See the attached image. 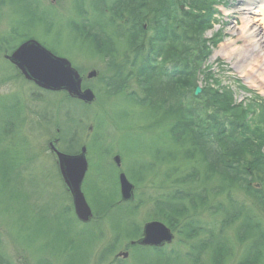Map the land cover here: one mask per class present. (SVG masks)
<instances>
[{
	"label": "rangeland",
	"instance_id": "374dc122",
	"mask_svg": "<svg viewBox=\"0 0 264 264\" xmlns=\"http://www.w3.org/2000/svg\"><path fill=\"white\" fill-rule=\"evenodd\" d=\"M74 1L24 0L28 11L38 9L53 23L47 35L44 31L47 28L46 21L25 20L22 16L19 17L17 7L16 9L11 4L0 0V42L12 30V25L15 26L14 29L19 36L18 40L11 41L9 44L4 42V46L0 44V120L6 118L7 114L3 107L11 112H14L13 108H17L20 114V119L17 120L19 124L15 125L11 121L12 123L7 125V131H5L8 140H3L2 147V150L19 152L17 153L19 160H13L18 174L17 179L15 175L7 173V169H5V173L9 174L7 177L0 174V264H157L155 255L151 256L149 252L130 249L128 245L132 240L120 239L121 229L117 234L111 231L112 224L104 218L106 208L95 193L96 187L100 186L106 198L111 199L112 195H115L113 187L115 184L117 186L116 179L119 171L132 180L136 176L135 170H146L148 167L143 163L148 162L149 159L143 154H148V148H154L158 159L161 152H169L168 130L173 127V120L163 123L150 121L152 117L142 116L138 111V109L141 110L139 105L138 108L132 107L126 104L125 100L108 96L103 83L110 78L114 69L119 68L118 65L123 60L121 51H125V44L118 43L117 40L114 60L89 53L86 45L80 46L71 35L67 24L75 18V15L69 12L74 11ZM80 1L83 8L88 11L91 6L89 0ZM177 1L182 7L183 0ZM192 1L196 6L198 3L209 6L207 0ZM222 1L228 8L239 4L237 0H212L211 7L209 6V9L214 12L212 19L208 21V26L203 27L204 30L200 34L191 37L196 39L195 42L198 45L197 50V46H190L191 53H197L199 49H202V43L207 47L210 41L212 43L215 41L217 45L212 48L214 50L208 55V60L203 65L197 66L194 73L190 71L188 78L180 77L178 80L183 115L187 119H192L194 123H201L204 120L203 122L207 124L208 118L218 119L224 116L227 120L233 117L234 120L243 123V127H247L250 132H261L263 126L257 117L261 110L264 115V82L256 76V72L263 69L258 67L262 58L254 52L244 59L249 68L246 67L250 80L246 79L242 83L236 65L220 57L219 54L216 56L221 47L227 50L238 47L246 51L249 48L246 39H239L240 34L237 28L241 27V16L234 12L224 13L226 6L219 4ZM255 2L252 8L257 7L256 9L259 10L262 5L264 16V0H255ZM177 8L176 12L175 3V10L170 12L171 21L169 20L166 26L169 30L178 29L182 14L190 10L188 7H184V11L179 6ZM51 17L54 19L52 20ZM143 28L145 36L140 37L142 40L140 42L145 46V43L154 35V28L148 18L147 26ZM22 35L35 37L51 52L59 56H67L71 64L73 62L83 74L86 75L88 72L97 74L95 79L87 81L89 88L96 96L95 102L89 108L90 114L84 107L66 101L67 96L64 93L38 92L32 84L22 79L21 72H18L20 70L17 71L4 59L9 48L21 40ZM168 50L169 48L163 46L156 61L154 60L157 69L185 65L186 60H177ZM238 60L241 62V59ZM126 61L130 62L129 59H125L124 63ZM216 66L220 68L219 71L215 69ZM245 76L248 77L246 74ZM239 80L243 89L238 88ZM136 84V81L130 79L123 94L133 91L142 98L143 89ZM196 89L199 91L198 94H194ZM247 91L250 96L245 93ZM211 95H214V98ZM244 96L249 102H241ZM2 100L5 105H2ZM120 107L123 108V115L119 111ZM95 118L97 125L94 122ZM67 119L75 122L78 120V123L77 125L69 124V122L64 124ZM6 122L10 121H5L4 127ZM148 125L152 128L150 130H155L147 131ZM163 127H165L164 130ZM0 129L3 130V127L0 126ZM160 130L163 132L159 133ZM62 132L65 133L63 137ZM54 141L58 148L74 154L78 152L80 146H86L88 167L81 189L94 213V219L87 227H80L81 225L74 218L70 197L58 174L56 159L49 150V143ZM116 155L121 158L120 169H116L112 162V158ZM174 170L176 171L171 177L165 172L167 171L165 167L161 169L159 166V169L154 172V178H147L142 182L138 179L135 184L134 200L126 205L128 208L133 207L136 211L132 217V227L129 225L132 230L141 229L147 222L158 220L163 222L161 217L156 215V209L161 208L163 199L174 192L176 184L180 181L179 177H182L178 169ZM166 179L169 180L168 186H163ZM253 183L256 186L254 189L262 188L259 181L254 180ZM179 185L181 184L177 186ZM220 186L215 178L209 180L208 184L205 183L202 190H206L207 194L210 192L209 200L192 214V221L203 231L194 239L183 235V232H187L184 229L179 228L173 231L172 243L160 250L162 258L176 259V264H191L188 257L198 261V264H217L218 261L212 260L210 254L204 250L197 260L199 256L194 250L200 243L205 245L212 234L223 240V245H226L225 260L218 264H237L240 258L242 260L245 245L239 244L236 234L240 229L243 216H237L233 222L225 223L226 214L233 206L229 205L227 197L218 189ZM192 187L194 190L198 188L194 183ZM202 190L199 189L201 192ZM217 190L221 194L212 195ZM182 191L186 192V190ZM230 194L234 208L238 209L237 202H243L250 217L254 221H259L264 229V215L257 206L252 204L241 190L234 189ZM114 203L115 208H126L125 205L119 204L118 188ZM120 216L121 212L117 211L110 217L114 222L120 219ZM96 223L101 227V232L99 227L94 226ZM223 225L225 226L222 227ZM221 229L223 231L219 236L218 231ZM118 234L119 238L115 236ZM111 246L113 248L109 252L107 248ZM119 253H127V258L122 259V256L116 258Z\"/></svg>",
	"mask_w": 264,
	"mask_h": 264
},
{
	"label": "trees",
	"instance_id": "16d2710c",
	"mask_svg": "<svg viewBox=\"0 0 264 264\" xmlns=\"http://www.w3.org/2000/svg\"><path fill=\"white\" fill-rule=\"evenodd\" d=\"M211 1L207 0L210 7ZM3 2L11 4L14 8L17 7L16 11L19 17L22 16L25 20L46 21L47 28L44 31L49 35V27L53 23L37 8V11L35 9L28 11L24 0H3ZM89 3L91 6L87 11L83 8L80 0H75L73 2L74 11H69L75 15V18L69 22L66 21L71 30V35L79 42V45H86V50L89 53L106 56L110 60L115 59L117 40L118 43L121 42L126 47L125 51H121L123 60L118 65L119 68L114 69L110 78L104 82L108 96L125 100L123 95L125 87L127 88L130 79H133L143 89V97L139 98L135 93H130V99L125 100V103H130L132 107L136 108L139 105L141 110L138 109V111L141 112L142 116L152 117L150 121L163 123L173 120V127L168 130L170 139L167 149L169 152L164 151L159 159L156 157L154 148H148V154H143L153 161L155 168H159V166L167 169L176 168L180 171L179 175H182L181 178L179 177L178 183L181 185L177 186L178 184H176L174 193L168 194L163 199V203L160 204L161 208L156 209V215L160 216V219L172 231L181 228L187 231L183 232L186 237H196L198 229L191 219L193 218L192 214L208 202L210 192L207 194V191L202 189L203 186L205 187V183L208 184L212 178H215L216 182L221 185L218 189L227 197L229 205L233 206L231 191L234 189L241 190L243 195L252 204H255L264 215V117H257L263 126V131L250 132L247 127H243V123L234 120L233 117L227 120L224 116L218 119L208 118L206 119L209 122L207 124L203 122L204 120L200 121L201 123H194L192 119H187L183 115L182 98L178 91L180 81L178 80L180 76L188 78L190 71L194 73L196 67L202 64L208 55L204 43L201 44L202 49H199L197 53H191L190 46H197L196 50L198 49L196 39H191V37L200 34L204 30L203 27L208 26V21L212 18V11L209 6L202 3H198L196 6L192 0H183V6L190 8V10L182 14V21L178 29L169 30L166 26L168 21H171L170 12L175 10V3L176 12L178 11L177 6L180 7L177 0H89ZM89 14L90 16H88ZM86 15L87 18L85 19ZM147 18L154 28V35L144 46L142 45L144 43L140 42L142 41L140 37L144 38L145 36L143 27L147 26ZM14 27L12 25V30L0 42L1 46H4L3 42L9 44V42L19 39ZM26 38L28 36L22 35L20 37V39ZM163 46L169 48V53L174 55L177 60H186L185 65L177 66L170 72L166 69H157L155 61ZM125 59H129L130 62L124 63ZM121 67L122 69H120ZM137 84L136 86H138ZM214 95L211 97L214 98ZM3 108L7 114L6 118L0 120L3 121L0 123V126L3 127V130L0 129V174L6 177L12 174L17 179L18 174L13 165V160L18 159L19 152L2 150V147L3 140H8L7 125L11 124L6 122L4 127V122L10 120L17 125L20 114L17 111H8L6 107ZM66 122L77 125V122L69 119L64 124ZM164 129L165 127H163ZM163 130H160L159 133H162ZM61 135L63 137L65 133L62 132ZM5 169L9 174L5 173ZM151 172L152 170L148 169L142 171L138 178H144V175ZM254 180L260 182L261 189H254L256 187L253 183ZM193 183L198 187L196 190L192 189ZM200 188L202 192L199 191ZM190 189L192 190L190 191ZM182 190H186V192ZM95 194L98 198L100 197V199H96L101 200L106 208L104 218L112 224L111 231L117 234L120 229L122 230L119 233L122 236L119 234L115 236L117 238L120 236V239L135 240L138 237V232L130 228L133 223L134 214L132 212L134 211L127 212L123 208H115L116 195H112L111 199L106 198L107 196L101 191L100 186L96 187ZM220 194L221 192L217 190L212 195L218 196ZM239 204L241 207L238 209L237 207L229 209L225 221V223L233 222L237 216H243L240 229L236 234V240L241 245L248 243V246L245 249L244 259L239 264H264V229L259 221H254L250 217L243 202H239ZM117 211L121 212L120 219L118 218L113 222L110 216ZM249 218L252 220H248ZM97 224L94 226L99 227L101 232V227ZM214 237L211 234L209 241L203 247L196 246L194 248L199 256L196 258L197 260L203 250L209 253L214 261L225 260L226 245H223L224 241L220 240L219 237L216 236V239ZM194 250L192 249V251ZM154 257L157 264H176V259L162 258L160 253H155ZM188 258L191 264H198V261L192 257Z\"/></svg>",
	"mask_w": 264,
	"mask_h": 264
},
{
	"label": "water",
	"instance_id": "95a60500",
	"mask_svg": "<svg viewBox=\"0 0 264 264\" xmlns=\"http://www.w3.org/2000/svg\"><path fill=\"white\" fill-rule=\"evenodd\" d=\"M9 59L27 80L33 81L38 87L50 91L64 90L72 98L81 100L86 104L92 103L94 98L89 90L80 92L81 79L70 68L68 62L52 56L36 43H25ZM53 68H57L59 71H53ZM93 76L94 73H90L88 78ZM55 153L63 182L72 197L74 213L79 221L88 223L91 218V211L85 203L80 189L87 169L84 148L77 156H67L57 151ZM115 162L118 164V158H115ZM119 181L122 199L130 200L132 187L126 182L123 175H120ZM172 238L166 227L160 223L152 222L144 226L142 238L136 244L160 248L171 243Z\"/></svg>",
	"mask_w": 264,
	"mask_h": 264
},
{
	"label": "bare ground",
	"instance_id": "6f19581e",
	"mask_svg": "<svg viewBox=\"0 0 264 264\" xmlns=\"http://www.w3.org/2000/svg\"><path fill=\"white\" fill-rule=\"evenodd\" d=\"M237 1L239 2V4L235 5V7L228 8L223 1L221 2V4L226 6L224 13L231 14L232 12H234V13H238V15L241 16L242 24L241 27L237 28L240 34L239 39L240 40L246 39L249 48L246 51L238 47H233L229 50H227L224 47H221L219 48V51L216 53V56L219 54L220 57L234 63L237 67V70H239L240 74L241 75L246 74L248 76L247 80H250L249 79L250 77L248 75L249 68L246 66L244 59L247 58L250 53L252 54L254 52H257L259 58H262V61L259 63L258 67L259 68L261 67L263 69H261L262 71L258 69L259 71L256 72V76L262 82H264V16L262 14L263 6L261 5L259 10H257L256 9L257 7L252 8L253 7L252 5L256 3L255 0H237ZM232 32H235V30H232ZM211 48L212 46L209 44L206 47V51L212 53L214 49ZM250 58L252 59L253 57L251 56ZM238 59H241V62H239ZM86 166L88 167L87 162H86ZM80 227L84 228L87 227V225Z\"/></svg>",
	"mask_w": 264,
	"mask_h": 264
},
{
	"label": "snow or ice",
	"instance_id": "6c2138e0",
	"mask_svg": "<svg viewBox=\"0 0 264 264\" xmlns=\"http://www.w3.org/2000/svg\"><path fill=\"white\" fill-rule=\"evenodd\" d=\"M52 70H53V71H59V69H57V68H53Z\"/></svg>",
	"mask_w": 264,
	"mask_h": 264
}]
</instances>
